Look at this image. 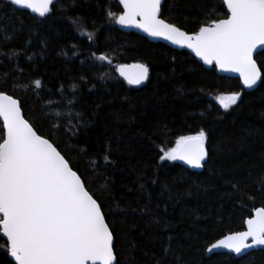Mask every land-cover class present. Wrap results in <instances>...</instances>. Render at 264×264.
Returning <instances> with one entry per match:
<instances>
[{"label":"snow or ice","instance_id":"snow-or-ice-1","mask_svg":"<svg viewBox=\"0 0 264 264\" xmlns=\"http://www.w3.org/2000/svg\"><path fill=\"white\" fill-rule=\"evenodd\" d=\"M178 3L179 0H118L122 5L119 14L112 12L110 6L97 8L108 23L139 29L149 37L190 49L204 65L220 72L238 73L245 89L264 84V59H259L264 55V0H192L197 15L183 17L184 21L199 20L192 31L177 22L180 17L174 14ZM78 6L77 0H0V264H121L117 242L123 241L130 252L136 248L129 235L134 225L124 232L125 220L118 224L116 219L127 216V209L114 195L113 173L119 168L114 152L119 150V133L106 137L103 145L90 155L87 145L70 143L88 129L90 121L84 113L76 112L71 125L69 119L61 120L63 102H78L76 81H85V74L69 77L67 87L59 81L53 93L50 87L46 89L42 77L31 75L32 69L27 70L26 77L20 64V57L27 55L33 37L43 46L41 56L47 49V36L35 29L51 28L56 17L65 18L70 9ZM5 7L35 14L20 49L12 42L25 30L23 21L11 26L4 23ZM79 19L73 21L78 27ZM87 38L95 40L96 32L87 33ZM72 47V56H77L75 46ZM60 55L68 57L66 52ZM98 59L111 64L106 55ZM27 60L33 61L34 56L28 55ZM116 71L130 86L145 85L150 79L149 66L144 63L120 64ZM92 88L88 90L91 92ZM57 93L59 101L54 105L52 95ZM242 95L234 91L215 99L227 111L238 104ZM132 110L130 107L129 111ZM166 130V123L156 121L143 135L151 140L153 135H164ZM209 143L210 136L204 128L195 134L177 135L174 146L159 149L158 160L179 161L191 169H204L212 162ZM138 178L142 179V174ZM158 182L151 180L153 184ZM253 183L264 194V172L254 177ZM247 187L242 191L239 183L234 182L229 196H243ZM139 190H144L143 184ZM139 211L149 214L151 209L146 203ZM151 223L160 221L152 217ZM244 223L245 231L231 232L214 243H205L200 251L211 255L226 249L239 257L247 250L264 248V207L256 209L255 216ZM171 239L162 247L161 256H148L149 264H165L166 260L168 264H187L183 251L173 248ZM133 262L134 258H130V264Z\"/></svg>","mask_w":264,"mask_h":264},{"label":"trees","instance_id":"trees-1","mask_svg":"<svg viewBox=\"0 0 264 264\" xmlns=\"http://www.w3.org/2000/svg\"><path fill=\"white\" fill-rule=\"evenodd\" d=\"M77 4L65 18L56 17L51 28L35 29L47 36V49L41 56L43 46L33 37L27 55L20 57V64L26 70V77L27 70L32 69L31 75L42 77L46 89L50 87L53 93L59 81H64L67 87L69 77L85 74V81H76L78 102L74 105L63 102L60 108L64 113L61 120L69 119L70 125L75 123L71 117L76 112H83L90 121L87 131L81 132L78 138L73 137L71 144L87 145L91 155L106 137L119 133V150L114 152L119 164L113 173L114 195L127 209V216L116 219L118 224L121 219L125 220L124 232L134 225L129 235L136 244L130 252L123 241L117 242L121 264H130V258H134L133 264H149L148 256L153 253L161 256L169 237L173 248L183 251L187 264H264V249L243 258L227 254L207 257L200 251L205 243L243 231L244 221L256 209L264 207V194L253 183V178L264 172V159H261L264 84H259L253 92H244L239 80L218 75L216 69L205 68L185 51L120 31L97 8V5L110 6L112 12L119 14L117 0H77ZM186 14L197 15L192 0H179L174 15L180 17L178 23L192 31L198 27L199 20L184 21ZM34 16L18 9H3L4 23L11 26L23 21L25 30L12 42L17 49L23 46ZM77 17L79 27L73 23ZM91 32H96L93 41L87 38ZM73 45L77 56H72ZM61 52H66L71 59L60 55ZM28 55L34 56V60L28 61ZM100 55H106L111 64L100 61ZM259 59H264V55ZM135 63H144L150 70L149 81L140 88L127 85L116 73L117 65ZM234 91L242 92V99L227 111L211 99ZM45 95L50 94L45 92ZM52 101L54 105L59 101L58 93L52 95ZM28 104L31 106V98ZM156 121L166 123L167 130L164 135H153L149 140L143 133ZM200 128L210 136V165L194 170L177 161L158 160L159 149L174 146L177 135L195 134ZM84 163L82 158L81 166ZM141 174L142 179L138 178ZM153 179L159 182L153 184ZM234 182L239 183L242 191L247 185V194L236 193L230 197ZM140 184L144 185L142 192ZM146 203L151 209L149 214L139 211ZM152 217L160 223H151Z\"/></svg>","mask_w":264,"mask_h":264},{"label":"water","instance_id":"water-1","mask_svg":"<svg viewBox=\"0 0 264 264\" xmlns=\"http://www.w3.org/2000/svg\"><path fill=\"white\" fill-rule=\"evenodd\" d=\"M117 3H118V0H117ZM118 5H119V4H118ZM119 6H120L121 11H122V5H119ZM18 10H20V11H25V12L31 14V15H35V14L30 13V10H26V9H18ZM118 28H119L120 31H122V32H124V33H135V34H137V35H139V36H142V37H144L145 39H147L149 42H152V43H161V44H164V45L168 46L169 48H171V49H173V50H177V51H185V52H187L188 54H190V55H191V56H192V57H193V58H194L199 64L203 65L205 68H211V66L204 65L203 62L200 61L198 57H195L194 53H192L190 49H187V48H181V47H179V46H177V45H173V44H171V42L166 41V40H163V39L149 37V36H147L146 33H143L141 30L136 29V28L125 27V26H121V25H118ZM258 51H261V50H258ZM127 65H131V64H127ZM216 71H217L218 75H220V76H222V77L232 78V79H237V80H239V82H240V86H241V88H242V90H243L244 92H247V93L253 92V91H255V90L257 89V87L259 86V83H258V85H257L256 87H254L253 89H245V88H243V86H242V83H241V81H240V79H239V75H238V73L220 72V71L217 70V69H216ZM116 73H117L118 77H120V76H119V73H118L117 71H116ZM120 78L123 80L122 77H120ZM123 81H124V80H123ZM124 82L127 84L126 81H124ZM127 85H128V84H127ZM129 86H130V85H129ZM142 86H143V85H141V86H131V87H133V88H140V87H142ZM177 162H178V163H181L182 165H184L182 162H179V161H177ZM185 166H186V165H185ZM186 167H188V166H186ZM188 168H189V167H188ZM190 169H191V168H190ZM194 170H197V169H194ZM254 216H255V212H254V214H253V216H252L251 218H253ZM245 230H246V224L244 225V230H243V231H245ZM2 240H3V239H2ZM263 249H264V248H261V247L254 248V249H250V250H247L246 254H244L243 256H239V257H238L235 253H230V252H228V250H226V249L216 250V251H215L213 254H211V255H215V254H227V255L234 256V257H236V258H243V257H245L246 255H248V254L251 253V252L260 251V250H263ZM211 255H209V254L206 253V256H207V257H208V256H211ZM9 259H10V258H9ZM13 263H14V261H13Z\"/></svg>","mask_w":264,"mask_h":264},{"label":"rangeland","instance_id":"rangeland-1","mask_svg":"<svg viewBox=\"0 0 264 264\" xmlns=\"http://www.w3.org/2000/svg\"><path fill=\"white\" fill-rule=\"evenodd\" d=\"M219 96V95H217ZM217 96H212L211 99L220 107L223 109V107L221 105H219L218 101L215 99Z\"/></svg>","mask_w":264,"mask_h":264}]
</instances>
